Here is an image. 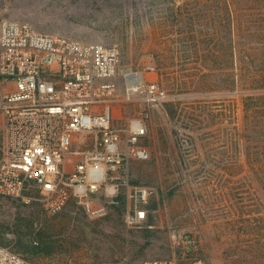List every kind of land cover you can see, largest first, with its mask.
Returning a JSON list of instances; mask_svg holds the SVG:
<instances>
[{
	"label": "rangeland",
	"instance_id": "obj_1",
	"mask_svg": "<svg viewBox=\"0 0 264 264\" xmlns=\"http://www.w3.org/2000/svg\"><path fill=\"white\" fill-rule=\"evenodd\" d=\"M4 19L116 45L118 91L137 73L167 98L147 122L149 158L127 167L151 190L146 223L128 226L121 207L92 220L0 196L1 244L38 264H142L177 255L168 233L183 229L198 250L182 263L264 264V112H245L234 80L250 59L233 52L264 42V0H0ZM114 113L124 124L133 110Z\"/></svg>",
	"mask_w": 264,
	"mask_h": 264
},
{
	"label": "built area",
	"instance_id": "obj_2",
	"mask_svg": "<svg viewBox=\"0 0 264 264\" xmlns=\"http://www.w3.org/2000/svg\"><path fill=\"white\" fill-rule=\"evenodd\" d=\"M119 65L116 45L0 22V196L37 202L49 215L73 204L92 220L124 201V222L146 223L151 190L131 183L127 167L149 158L147 122L167 94L137 73H126L119 92ZM123 103L133 110L124 124L114 113ZM168 238L178 254L142 264H202L181 262L197 252L195 235L173 229ZM0 264L38 263L0 243Z\"/></svg>",
	"mask_w": 264,
	"mask_h": 264
},
{
	"label": "trees",
	"instance_id": "obj_3",
	"mask_svg": "<svg viewBox=\"0 0 264 264\" xmlns=\"http://www.w3.org/2000/svg\"><path fill=\"white\" fill-rule=\"evenodd\" d=\"M254 36V34H251ZM260 38L256 37L251 39V41H259ZM264 42H260L255 47H246V54H242L240 49L236 51V48H233V52L240 53L242 58L245 56L249 58L247 63L248 66L243 69L244 79L238 81L234 80L236 86L239 85L238 93L245 94L243 96V106L246 113L254 112V110L262 109L264 112ZM242 65V64H241ZM239 66V68L241 67ZM238 68V67H237ZM238 68V69H239ZM124 209V201H121V205L118 208Z\"/></svg>",
	"mask_w": 264,
	"mask_h": 264
}]
</instances>
